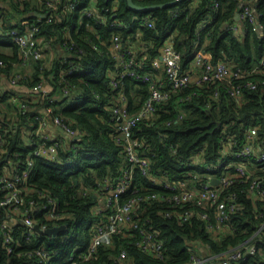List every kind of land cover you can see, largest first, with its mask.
<instances>
[{
  "label": "built area",
  "instance_id": "obj_1",
  "mask_svg": "<svg viewBox=\"0 0 264 264\" xmlns=\"http://www.w3.org/2000/svg\"><path fill=\"white\" fill-rule=\"evenodd\" d=\"M93 2L89 0L81 17L99 24L106 23L107 18L97 12ZM238 2L235 21L227 25V29L232 30L235 36H242L247 30L243 25L246 21L251 30H259L261 27L255 13L259 0ZM58 4L59 0H46L48 9L42 13L47 15L35 22L25 20L22 26L18 25V21L6 20L5 7L0 8V50L17 49L16 61L0 59V156L8 154L7 140L16 130L13 127L21 120L24 121L23 138L29 148L24 158L15 152L14 158L8 160L5 156L0 160L1 163L6 162L0 170V190L3 192L0 211L4 214V218L0 219V243L5 253L11 254L19 246L13 233L15 224L20 223L24 228L26 244L36 240V244L25 252L29 259L25 264H55V257L61 258L56 264H91L98 259L99 248L112 246L115 236L131 237V244L137 250L150 258L163 260L166 248L159 232L147 226L149 219L141 221L143 209L154 203L164 205L161 209L164 217L174 218L180 225L190 223L194 218L199 219L204 223L205 231L217 238L236 231L232 217L242 211V197L245 196L254 206V218L259 220L255 229L249 234L244 231L246 236L238 245L220 253L212 252L208 245L198 242L192 247L185 264H241L249 262L256 255H264L261 250L264 245V136L259 126L246 127L241 140L235 134L227 133L222 138L223 145L217 160L205 165L201 172L190 170L183 179H169L165 172L154 171L151 160L145 155L146 145L133 132L140 122L154 119L163 102L191 86L226 81L232 83L227 89L229 94L240 101L244 90L256 89L257 81L248 76L264 71V53L256 66L244 69L226 58L212 61L204 53V42L198 46L187 68H182L180 54L173 47L170 36L158 47L157 57L149 59V51L153 47L151 42L136 39L141 37L139 32L125 33L128 28L118 19L110 23L112 30L106 50L114 60L112 68L106 73L107 84L113 91V99H110L106 108L112 128L109 135L119 146L124 164L116 176L97 181L94 187L84 191V194L89 193L94 199L90 211L94 219L86 245L77 244L69 250L66 248L68 252L61 257L58 249L47 248L44 242L38 240L39 236L56 238L66 230L69 214L59 207L57 199L47 190L29 186L35 160L44 158L52 162L62 161L59 149L66 146L76 151L77 145L73 144V140L79 139L84 133L67 119L65 122L54 115L49 105L54 96L44 80L32 86L27 85L33 63L40 61L41 68L50 65L46 58L47 46L38 36L39 21H51L52 12ZM79 4L76 0H68L66 11L72 12ZM140 22L143 26H153L147 17H142ZM86 28L92 30L89 24H86ZM202 29L203 23L198 27V36ZM94 35L100 38L99 34ZM92 49L100 51L97 43L92 44ZM83 54L84 48L77 45L70 32L66 31V80L64 77L59 79L61 91L66 96L71 93L70 76L83 72L79 65L69 59L80 58ZM146 66H150L154 73L144 72ZM126 78L148 84V94L135 112H130L128 97L122 89V82ZM217 93L215 88L213 95L217 96ZM181 99H189V95L178 98ZM30 111L34 112L33 120L27 117ZM175 117L167 124L180 120L182 112ZM49 126L54 128L53 131L47 130ZM165 136L160 133V140ZM200 155L198 153L192 157L193 166L200 163ZM71 161L69 158L62 164L68 165ZM137 174L146 179L150 188L143 189L137 184ZM213 179H217V184L212 182ZM259 204L262 209L258 207ZM62 226L66 227L59 233L46 234L48 229ZM113 261L129 264L126 250L121 249Z\"/></svg>",
  "mask_w": 264,
  "mask_h": 264
},
{
  "label": "trees",
  "instance_id": "obj_2",
  "mask_svg": "<svg viewBox=\"0 0 264 264\" xmlns=\"http://www.w3.org/2000/svg\"><path fill=\"white\" fill-rule=\"evenodd\" d=\"M3 1L9 4V7H6L0 2V8L5 7L6 20L25 16L19 20V26H22L25 20L37 21L33 11L45 12L48 9L46 0ZM67 1L59 0L57 9L52 12L51 21H39L38 36L45 46L59 50L60 56L56 53L52 63L46 67L41 68L40 61L33 63L27 83L32 86L44 80L54 96L49 103L54 115L61 117L65 122L67 119L72 126L84 132L79 139L73 140V144L77 145L76 151L66 146L59 149L60 159L65 161L70 158V164L37 158L29 180L30 187L47 190L57 199L59 207L69 214L66 230L56 238L38 237L47 248L58 249L61 257L68 252L66 248L69 250L74 245H86L89 242V228L94 219L90 211L94 199L91 194H84V191L94 187L97 181L116 176L124 164L119 146L109 135L112 128L109 126V111L106 108L110 99H113V91L109 88L106 78L108 69L114 64L113 58L106 52L112 30L111 21L118 19L124 22L128 28L125 33L139 32L141 37L136 39L151 42L153 47L149 51V59L157 57L158 47L170 36L173 47L180 54L182 68H187L198 46L204 42V53L212 61L226 58L244 69L256 66L264 53V0H259L255 6L261 28L251 30L249 23L245 21L243 25L247 30L242 36H235L232 30L227 29V25L235 21L238 0H133L140 6L173 1L169 5L145 11L131 9L127 0H94L97 12L107 18L104 24L81 17L82 10L89 0H76L80 4L72 12L66 11ZM215 3H218L217 6H214ZM142 17L151 20L153 26L141 25ZM202 23L204 29L198 36V27ZM86 24H89L92 30L86 28ZM66 31H69L72 40L85 50V54L80 58L69 59L79 65L83 72L70 76L71 93L68 96L62 93V83L59 82L60 77L66 80ZM94 33L99 34L100 38H96ZM95 43L99 45L100 51L92 49V44ZM1 58L16 61V47L12 48L9 54L0 50ZM143 71L154 73L150 66L144 67ZM248 78L257 81L258 85L256 89L244 90L240 101H236L227 91L232 83L221 80L207 82L201 86H191L179 95H173L158 107L154 119L140 122L133 132L146 145L145 155L151 160L153 170L165 172L169 179H183L190 170L201 172L205 165L217 160L223 145L222 138L227 133L235 134L241 140L246 127L257 125L264 136V71L253 73ZM215 88L218 90L217 96L213 95ZM122 89L128 97L130 112H135L148 94L147 83L131 78L123 80ZM187 95L189 99L178 100ZM80 96H83L81 100ZM180 112L183 114L180 120L167 124ZM27 117L33 120L34 112H28ZM23 122L21 120L15 127L11 125L16 130L7 140L8 154L0 156V160L5 156L8 160L14 158L15 152L20 154V158L25 157L29 148L22 134ZM160 133L166 135L163 140H160ZM198 153H201L200 163L193 166L192 157ZM5 163L0 162V170ZM136 182L143 189L150 188L146 179L138 174ZM2 195L0 190V197ZM29 197L32 198L33 195ZM242 200V211L232 217L236 231L217 238L205 231L204 223L199 219L194 218L190 223L180 225L174 218L161 214L164 205H149L143 209L141 221L149 219L147 226H152L159 232L166 248V257L163 260L150 258L132 246L131 237L115 236L112 246L99 248L98 259L92 263L119 264L113 259L121 249H125L129 264H185L189 260L192 247L198 242L208 245L212 252H223L238 245L246 236L244 231L249 234L259 223V220L254 218V206L251 201L245 196ZM258 207L262 209L260 204ZM3 218L4 214L0 211V219ZM85 220H89L90 224L84 230V236L71 234V229L77 225L82 226ZM23 231V226L16 223L13 235L19 241V246L11 254H6L0 243V264L27 263L29 259L25 252L36 244V240L26 244ZM261 250L264 253V245ZM60 259L55 257L53 261L56 264ZM248 261L241 264H264V255H256Z\"/></svg>",
  "mask_w": 264,
  "mask_h": 264
},
{
  "label": "water",
  "instance_id": "obj_3",
  "mask_svg": "<svg viewBox=\"0 0 264 264\" xmlns=\"http://www.w3.org/2000/svg\"><path fill=\"white\" fill-rule=\"evenodd\" d=\"M127 2H128V5H129V7L131 8V9H133V10H137V11H145V10H149V9H153V8H157V7H163V6H166V5H169V4H171V3H173V1L172 2H167V3H162V4H155V5H149V6H140V5H137V4H135L134 2H133V0H127ZM47 15V13H45L44 15H43V17L44 16H46ZM42 17V18H43ZM236 19L238 18V16L236 15V17H235ZM62 131V130H61ZM214 184H217V179H213V181H212ZM65 227L66 226H62V227H60V228H50V229H48L47 231H46V234L47 235H55V234H57V233H59L62 229H65Z\"/></svg>",
  "mask_w": 264,
  "mask_h": 264
},
{
  "label": "crops",
  "instance_id": "obj_4",
  "mask_svg": "<svg viewBox=\"0 0 264 264\" xmlns=\"http://www.w3.org/2000/svg\"><path fill=\"white\" fill-rule=\"evenodd\" d=\"M34 0H32V2H33ZM3 3V6H9V4L7 3V1L6 2H2ZM2 5V4H1ZM33 14L37 17V18H42L43 17V13L42 12H39V11H33ZM23 17H25V16H18V17H16V19L15 20H17L18 22H19V20L20 19H22ZM12 49V48H11ZM11 49H9V48H5L4 50H2L4 53H7V54H9L10 53V51H11ZM47 52H52V54L51 55H49V58H48V60H49V62L50 63H52V60L54 59V57L56 56V53L58 54V56H60V53H59V50H56V49H54V48H52V47H47V50H46V53ZM55 52V54H54V56H53V53ZM53 127H51V126H49L48 128H47V130H49V131H53Z\"/></svg>",
  "mask_w": 264,
  "mask_h": 264
},
{
  "label": "rangeland",
  "instance_id": "obj_5",
  "mask_svg": "<svg viewBox=\"0 0 264 264\" xmlns=\"http://www.w3.org/2000/svg\"><path fill=\"white\" fill-rule=\"evenodd\" d=\"M0 2H3V0H0ZM8 7H9V6H8ZM16 21H17V20H15V22H16ZM51 54H52V52H47V53H46V58H49V55H51ZM54 54H55V52L53 53V56H54ZM82 97H83V96H80V97H79V100H81ZM89 224H90L89 220H85V222H84V224H83L82 226L77 225V226H75L74 228H72V229H71V234H73L74 236H75V235H78V236H84V230H85L87 227H89Z\"/></svg>",
  "mask_w": 264,
  "mask_h": 264
}]
</instances>
